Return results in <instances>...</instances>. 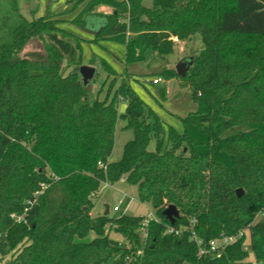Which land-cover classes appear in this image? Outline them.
Instances as JSON below:
<instances>
[{"label":"trees","instance_id":"16d2710c","mask_svg":"<svg viewBox=\"0 0 264 264\" xmlns=\"http://www.w3.org/2000/svg\"><path fill=\"white\" fill-rule=\"evenodd\" d=\"M85 1L28 19L19 0H0V264H251L244 238L221 258L200 257L192 239V231L208 243L244 229L255 264H264V218L256 221L264 214V0H87L69 19ZM92 17L102 18L98 32ZM68 24L93 34L91 43L126 48L121 77L98 60L112 76L103 100L81 81L83 39ZM196 35L204 46L186 75L158 73L189 87L197 105L178 132L132 87L127 66L150 52L172 55L175 38ZM37 40L45 58L23 56ZM119 119L134 137L111 162ZM122 179L155 210L146 237L144 216L91 214L100 187ZM170 205L180 213L175 224L163 214Z\"/></svg>","mask_w":264,"mask_h":264},{"label":"rangeland","instance_id":"374dc122","mask_svg":"<svg viewBox=\"0 0 264 264\" xmlns=\"http://www.w3.org/2000/svg\"><path fill=\"white\" fill-rule=\"evenodd\" d=\"M32 2L36 3V7L33 10L30 8ZM19 3L21 12L28 19L65 11L73 6L70 0H19ZM86 3L87 0L77 7L68 18H74L84 8ZM147 4H150V0L147 1ZM100 11L106 13L108 9L102 8ZM92 20L102 22V18L92 17L89 18L88 23ZM66 29L78 34L83 39L84 64L89 65L92 55H95V57H93L95 64L92 66L97 68V73L91 83L93 84V91L95 93L99 92V98L101 100L105 99L107 90L112 81V76L106 79L107 73H105L98 64V60L102 58L106 60L120 76L125 69L126 48L124 44L110 40L91 43L90 41L93 39L94 35L90 34L88 31L79 30L70 24L66 26ZM175 41L176 44L172 55L160 56L157 53L150 52L146 55V60L144 62L130 64L127 68L129 73L137 78V80L132 81V87L140 94L147 105L150 106L166 124L173 126L178 132H183V124L180 117H185L190 112L196 111L197 109V105L192 99L191 89L189 87L180 86L179 80L176 78L170 80L161 78L157 84L154 82L153 84L151 80H153V78L160 79L158 73L164 68L176 70L175 66L183 58H191L198 54L204 45L200 35L194 36L193 39L189 41H180L176 38ZM22 54L23 56L32 58H45L46 56L43 44L39 40L33 41ZM120 81L121 79L118 80L116 86L120 84ZM166 85L168 90L166 97L163 98L160 94V90ZM121 104L126 105L127 103L122 102ZM126 123L127 122L123 119L118 120L115 133V145L110 156V160L113 162L121 159L124 145L134 137V133L131 129H124L123 126H125ZM155 146L156 141L153 140L149 148L154 150ZM120 201H124V203L120 205ZM93 202L94 208L91 212L93 217L105 214L107 206L109 207V215L111 216L118 212L114 210L116 206H121L120 210H124V213L129 216L149 217L155 215V210L150 204L140 201L138 187L128 183L125 179L113 184L104 183L99 191L94 194ZM126 203H128L127 206ZM262 218H264V214L258 215L256 221ZM111 236L117 239L121 246H126L128 248L132 247V243L126 240L122 235L111 231ZM118 258L119 255H115L111 261ZM249 258L253 259V255H250ZM184 264L190 263L185 262Z\"/></svg>","mask_w":264,"mask_h":264},{"label":"built area","instance_id":"2783aa9c","mask_svg":"<svg viewBox=\"0 0 264 264\" xmlns=\"http://www.w3.org/2000/svg\"><path fill=\"white\" fill-rule=\"evenodd\" d=\"M161 79H154L153 82L155 84L159 83ZM100 166H102V163H99ZM105 184H109V183H105ZM47 188V185L42 184V188L40 191H37L35 193V196H38L39 194L43 193L44 190ZM124 203V201H120V205H122ZM121 208V206H116L114 208L115 211H119ZM26 211H28V209H26ZM17 218L18 221H21L23 219L22 216L18 217L15 216ZM158 221V218L156 217V215L154 216H149V217H144V220L142 221V233H143V237H146V228L149 224L150 221ZM182 230L180 229H175L174 227H168L167 228V233L168 234H179ZM192 239L195 241V243L197 244L198 247V255L200 257H206V256H210L212 258H221L223 253L225 252V250L235 244L236 242H238L241 238H244L243 241V250L246 252H249L250 255L252 254L251 251V241H250V234L249 231L247 232V229L242 230L238 235L236 236H227V235H222L221 237L217 238V239H213L211 241H209L208 243H205L203 240H201L200 238L197 237V235L195 234L194 231H192ZM127 260H130V257H127ZM249 261H251V264H255L254 262V257L253 259L248 258Z\"/></svg>","mask_w":264,"mask_h":264},{"label":"water","instance_id":"95a60500","mask_svg":"<svg viewBox=\"0 0 264 264\" xmlns=\"http://www.w3.org/2000/svg\"><path fill=\"white\" fill-rule=\"evenodd\" d=\"M36 7V3H31V10H33ZM192 64V57L191 58H184L182 59L176 66L175 69L180 76H185L190 65ZM97 73V68L91 65L83 64L79 68V74L81 75V81L84 84V86H89L90 82L94 79L95 75ZM244 194L243 189L237 190L238 197H242ZM109 213V207L107 206V210L105 214ZM164 216L170 221L171 224H175L176 220L179 218L180 213L176 206L170 205L168 206L164 212Z\"/></svg>","mask_w":264,"mask_h":264},{"label":"crops","instance_id":"0c3cea01","mask_svg":"<svg viewBox=\"0 0 264 264\" xmlns=\"http://www.w3.org/2000/svg\"><path fill=\"white\" fill-rule=\"evenodd\" d=\"M94 21H95V22H94ZM101 25H102V22H101V21H98V20H92L90 23H88V27H89L91 30L95 31V32H98V30L100 29ZM183 59H184V58H183ZM165 87H166V90H168V89H167V85H166ZM126 107H127V104H126V105L121 104V105L119 106V111H120L121 113H123V112L126 110ZM123 127H124V126H123ZM110 161H111V160H110ZM111 162H113V161H111Z\"/></svg>","mask_w":264,"mask_h":264}]
</instances>
